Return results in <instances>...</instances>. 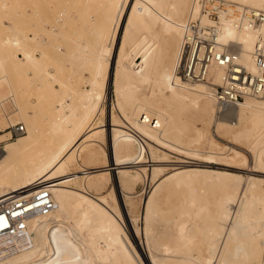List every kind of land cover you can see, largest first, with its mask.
I'll list each match as a JSON object with an SVG mask.
<instances>
[{"label": "rangeland", "instance_id": "obj_1", "mask_svg": "<svg viewBox=\"0 0 264 264\" xmlns=\"http://www.w3.org/2000/svg\"><path fill=\"white\" fill-rule=\"evenodd\" d=\"M18 1L0 0V58L3 56V49L9 53L8 66L5 62L0 61V139L6 137L7 134L3 133L10 124L15 122H22L25 125V132L17 137L4 140L3 144L26 134L27 129L24 118L32 119L34 114L38 119V134L48 138L49 126L54 120L52 115L55 116V112L61 111L58 96L54 92L53 86L57 91H69L64 93L66 99V103H64L67 106L62 105V111L68 113L70 108H74L77 114H81L86 109L85 119L80 127L83 131H93L79 144V151H73L74 159L68 161L65 165L63 175L68 176V179L64 183L71 187L81 188L84 178L91 179L98 176V174H93L84 177L87 172L109 165L110 147L107 144V132H110V129H108L110 126L107 122H110L109 118H112L121 127L123 126L122 128L126 131L143 138L145 150L140 145L138 148V152L143 156V161L139 162L138 166H124L128 169L129 174L136 175L135 178L130 177L123 181L122 172L111 168L104 173L101 185L90 187V191L100 194L106 200L108 206L116 213V223L128 237L129 246L132 250L138 249L141 256V253H144L142 245L147 244V239L160 243L159 248L153 246L150 249L156 255L163 252L166 246L174 249L175 245L181 241L185 243V246L181 249V254L185 256L187 264L193 263V261L192 263L189 262L190 260L188 261L187 256L196 259L198 261L196 264H199V261L202 263L203 260L206 262V257L210 258L211 256L209 245L212 238L211 232L216 223L212 204L215 197L221 194V186L226 178L225 175L222 177L217 176V173H233L240 175L241 178L246 175L258 178L261 190L258 195L254 194L252 197L257 199V207L261 208L264 206V164L257 166L252 149L245 144L243 139H231L225 126L218 124L221 108L220 103L214 98L209 99L206 109L202 111L201 102L204 99L199 98L198 100L196 97L188 98L185 96L174 97L172 89L160 82L157 78V71L151 66L147 68L146 75L137 82H133L128 79L123 80L120 75V67L118 68L116 65V58L119 56L122 59V64L125 65V70H129V67L133 66L132 63H135L136 68L142 69L143 64H141L140 57H138L139 48L142 50L145 47L143 43L138 44L142 38L148 40L147 42L150 45L148 51L157 52L162 63L166 62L172 48H176L173 41V35L176 32L174 29L176 16L181 10L184 23L188 16L190 4L194 0H118L116 3L118 10L123 1L128 4V7L126 5L127 9L132 3H135L134 10H131L130 17H132V21L126 26V12L123 13L125 17L123 16L122 22L116 29L117 33H115L113 62L109 64L107 71L103 72L102 67L101 76L97 79L94 70L97 57L92 55L91 49L98 45L100 41L102 42L103 51L109 50V46L107 45L106 33H100L97 22L94 21L92 25L88 26L94 19L91 9L94 8L96 3L92 4L91 0H88V2L79 0L82 6H73V3L77 0H46L50 3L43 0V4L39 7L36 22L35 20L31 21L30 24L28 22L31 29L27 31L29 36H33L34 32L37 33V43L40 42V44H32L30 48L34 50L38 61L42 65L33 69L31 73L25 74L23 83L18 80L15 72L16 64L14 65V59H12L14 49L12 45L3 41L4 37L13 35L17 25L24 24L23 20L18 18L16 12L19 9V7H15ZM30 1L24 0L28 11ZM225 1L231 4L227 5L226 8H231L235 4L237 6L256 7L264 11V7L251 5L242 0ZM42 5L43 9H41ZM68 15H72V19H68ZM66 16L67 18H65ZM18 22L22 23L18 24ZM113 25V23L109 25L110 29L113 28ZM256 25H259V23ZM39 28H41L40 31ZM73 29L81 31L80 33H74L71 32ZM124 31L127 32V35L123 41ZM80 42H85L90 50L84 54L85 56H81L80 59L73 62L71 58L76 55V45ZM21 54L17 51V55L22 58ZM70 56L71 58H69ZM55 79L65 82V85ZM211 80V77H209L207 81H198L195 84L213 87L210 88V94L213 95L212 90H214L216 84L210 83ZM91 87L98 94L97 108L94 111L89 108V105L88 108H85L86 103L82 98V93H89ZM103 89L108 91L106 92ZM252 100H264V93L254 96L253 99L240 102L247 104ZM120 101H122V104H120ZM23 102L32 106L33 115L29 114L23 118L21 117L23 115L19 116L15 104H24ZM137 103H141L144 107L159 112L163 116L166 127H168V133L164 136L165 140H169V136L178 128L181 129L180 137L174 143H170L165 140L158 141L141 134L132 122V111ZM218 113L220 114L218 115ZM51 117L53 120H51ZM237 125L238 123H234L231 126L235 128ZM91 138H94V140H91ZM81 146L94 147L95 152L85 157L80 154V150L83 148ZM234 150H236V153H234ZM261 154L264 158V150L261 151ZM152 162L158 168L154 174L151 173L150 169ZM186 166H194L203 171H195L189 173L186 177H172L162 181L166 175ZM140 167H143V173L138 174L135 172L138 169L135 168ZM114 176L115 179L119 177L121 189L116 184ZM58 177L54 176L46 179L55 182ZM242 182L237 191L239 198L248 195L249 192V183ZM158 184L161 188L152 195L153 198L150 204L154 217L149 220L150 230L147 237L144 232L146 229L145 200L154 192L155 186ZM67 214L66 224L79 218V213L74 208H69ZM101 215L103 214L101 213ZM89 217H92L91 214ZM97 220L93 218L92 223L97 224ZM80 228L78 235L85 232V226ZM69 229L73 230L74 227L70 224ZM261 230L262 225H255L253 228L254 235L259 237ZM103 234L96 237V240L93 241L94 246H100L106 242ZM31 243L32 241L29 242L28 246H31ZM16 252V249L8 251V253L6 251L3 255L0 254V259ZM83 252L87 254L91 253V250L87 245H84ZM103 261L106 264H134L127 262L126 259L118 255L110 259H103ZM168 261L169 264H176V257L170 256ZM140 262L141 264H152L145 256ZM212 262L213 264H221L218 258H213V261H209L208 264H212ZM259 264H264V249H261Z\"/></svg>", "mask_w": 264, "mask_h": 264}, {"label": "bare ground", "instance_id": "obj_2", "mask_svg": "<svg viewBox=\"0 0 264 264\" xmlns=\"http://www.w3.org/2000/svg\"><path fill=\"white\" fill-rule=\"evenodd\" d=\"M42 1L43 0H31L29 3L30 9L28 11L24 0H19L15 4V7H19L16 12L18 13V18L23 20L24 24L17 25L13 35L6 36L3 39V41L12 45L14 49L12 59H14V65L16 64L15 72L21 83L24 82L25 74L31 73L33 69L42 65L41 62L38 61L34 50L30 48L32 44L38 42L37 33L34 32L33 36H29L27 33V31L31 29V25H29L30 22H33V20L36 22V19L38 18L39 7L43 4ZM86 1L88 2V0H85V2ZM91 1L93 2L92 4H96L94 5V8L92 7L91 9L93 12L92 17L94 19L88 26L92 25L94 21L95 23L97 22V28H99L100 33H106V39L108 41L107 45L109 46V50H104V52L103 47H101L102 42L100 41L98 45L91 49L92 55L97 57L94 64V70L96 72L95 77L97 79L101 76L102 67L104 72L109 64H112L114 59V39L115 33H117L116 29L122 22L124 16L123 13L125 12L126 26L131 23V10H134L135 3H132L127 9L128 4L125 3L126 1H123L118 10L116 4L118 0ZM242 1L251 5L264 7V0ZM44 2L50 3L46 0ZM192 3H195V0ZM79 5L82 6L81 1L79 0L73 3V6ZM237 8L241 10L240 16L233 15L232 8L230 7L222 9V12L219 15L220 24L218 31V46L224 47L228 50L238 51L240 61L250 71H256L257 68L253 61L252 49L255 47V42L258 37L264 41V24H250L248 15L244 14L248 11L246 9L248 7L237 6ZM41 9H43V5ZM190 10L191 8L188 10V15L191 12ZM192 10L194 14L197 13L196 7ZM48 12L49 11L46 13ZM71 16L72 15H70L68 19H72ZM65 18H67V16ZM25 22H27V24H25ZM19 23L22 22H18V24ZM112 23L114 25L113 28L111 27L110 29L109 25ZM182 27L183 19L180 10V13L176 16L174 21V29L176 32H174L173 41L176 48H172L166 62L162 63L157 52L153 53L152 50L148 51L150 48V45L147 42L148 40L142 38L138 43H143V45H145L142 50L141 48L138 50V57H140L141 64H143L142 69L136 68L135 63H132L133 66L129 65L130 69L125 70V65L122 64V59H120L119 56L116 58V65L118 68L120 67L121 78L133 82H137L141 77L146 75L147 68L151 66L157 71V78L160 82L172 89L174 97L185 96L188 98L196 97L198 100L199 98L204 99L201 102V110L203 109L202 111H204L209 99L214 98V95L210 94L213 87L211 88V86L195 84L196 82H183L175 74L177 53L181 43L180 38ZM40 29L41 28H39V31ZM80 31L81 30L73 29L71 32L80 33ZM126 35L127 32L124 31L123 41L126 39ZM70 44L72 43L70 42ZM76 50V55L72 58L71 56L69 57L73 62L80 59L81 56H85L84 54H86L90 48H88L85 42H80L76 45ZM2 51H4V53L0 58V61L7 64L9 53L6 52L5 49ZM17 51L22 53V58L19 57L20 55H17ZM10 69L12 70V68ZM222 74V67L216 65L212 66L210 72L212 82L210 83H220ZM58 81L62 83V85H65V82ZM92 88L93 87H91L89 93H82V98L86 103L85 108H88L89 105V108L94 111L97 108L96 100L98 99V94L93 91ZM53 89H55L54 92L57 93L61 111H54L56 114L55 116L52 115L54 120L51 117V120L53 121L49 126L50 130L48 132V138L42 137L38 134V119L31 111L32 106L24 102V104H15V109L19 113V116L23 115L21 116L22 118L27 117L29 114L33 116L32 119L24 118L27 129L26 134L16 140L5 142L0 150V200L9 193L17 194L20 192H28L37 187L46 186L49 188L53 196L54 208L48 214H40L37 211L31 212L25 218L27 225L26 228L15 235L8 234L6 231H0V254L3 255L6 251L8 253V251L15 249L17 251L6 258H1L0 264H106L103 259H110L117 255L122 256L127 262L134 264H141L140 260L142 261L143 256L147 257L152 264H169L168 260L170 256L176 257V264H187L185 256L181 254V249L185 246V243L181 241L175 245L174 249H170L169 246H166L163 252L157 255L153 254L150 250L153 246L154 248L160 247V243L155 242L154 240L150 241L147 239L148 242L146 245L142 243L144 245H142L144 249V253H141L142 256L139 254L138 249L132 250L128 244V237L122 232L123 230H121L116 223V213L108 206L106 200H104L100 194L92 192V190L90 191V187L101 185V180L105 175L104 173L111 168L118 169L117 171L122 172L121 176L123 181L130 177L132 179L136 177V175L129 174L128 169L124 166L134 167L139 162L143 161V156L138 152L139 145L145 150L143 138L140 136L126 131L122 128L123 126L121 127L112 118H109L110 122H107L110 126V128L108 127L110 132H107V144L110 147L109 165L87 172L84 177L93 174H98V176H94L91 179L84 178L81 188L71 187L64 183V181L68 179V176L63 175L65 165L68 161L74 159V156L72 155L73 151H79V144L82 143L87 136L91 135L90 133L93 130L83 131L80 127L85 119L86 109L81 114H77L74 111L75 109L70 107L68 113L62 111V105L67 106L65 104L66 99L64 93H68L69 91H57L54 86ZM253 98L254 96H245L243 100L237 102H221V109L219 108L221 115L218 124L225 126L231 139H243L245 144L252 149L255 155L256 165L260 166L264 164V158L261 156V151L264 150V100H252L247 104L240 102ZM120 104H122V101H120ZM219 114L220 113H218V115ZM132 115V122L141 134L158 141L165 140L164 136L168 133V127H166V122L159 112H154L148 107H144L141 103H137L133 108ZM234 123H238V125L235 128H232L231 125ZM180 131L181 129L178 128L169 136L170 139L165 141L174 143L180 137ZM91 140H94V138H91ZM132 146L134 147L131 148ZM80 151L81 155L88 157L95 152V148L84 146ZM234 153H236V150H234ZM150 165H152L150 167L151 173L154 174L158 168L154 165V162ZM135 169H138L135 170L138 174H140V172L143 173V167ZM195 171L203 170L194 166H186L181 170L166 175L163 177L162 181H166L172 177H186L189 173H194ZM223 175H225L226 178L221 186L222 192L215 197L212 204L216 223L211 232L212 238L209 245L211 256L210 258L208 256L206 257V262L205 260H203L202 263L199 261V264H208L209 261H213V258H218L221 264H259L261 249H264V206L258 208V201L252 196H254V194H259V191L261 190L259 184L260 180L254 176L248 175L241 178L240 175L233 173H217V176L219 177H222ZM54 176H59L55 179V182L46 179ZM114 180L116 181V184H118L119 189H121L119 177H116L115 179L114 176ZM242 181L249 183V192L248 195L244 197L240 196L239 198L237 191ZM160 188V184L155 186L154 192L145 200L146 229L144 232L147 234V237L150 230L149 220L154 217V212L150 207L153 198L152 195ZM69 208L76 209L79 213V218L66 224L65 219H67V211ZM101 213L103 215H101ZM90 214L92 217H89ZM93 218L98 219L97 224L92 223ZM2 223H4V220L0 218V224ZM70 224L74 227L73 230L69 229ZM259 224L262 225V230L260 236L256 237L253 228L255 225ZM82 226H85V232L78 235V232L81 229L80 227ZM102 233H104L103 237L106 239V242L100 246H94L93 241H95L96 237H99ZM30 241H32L31 246H28ZM84 245L88 246L91 253L86 254L83 252ZM209 246L207 247L209 248ZM187 257L188 261L190 260V263L193 261L192 264L198 262L190 256Z\"/></svg>", "mask_w": 264, "mask_h": 264}, {"label": "built area", "instance_id": "obj_3", "mask_svg": "<svg viewBox=\"0 0 264 264\" xmlns=\"http://www.w3.org/2000/svg\"><path fill=\"white\" fill-rule=\"evenodd\" d=\"M229 3L225 0H195L190 4L191 12L182 27V38L177 54L175 74L187 83L207 81L212 66L223 69L221 82L214 87L213 95L217 102H237L245 96H258L264 93V41L259 37L252 49L256 71H250L239 59L238 51L219 47V15ZM231 5V4H229ZM194 7L197 13L194 14ZM242 7V6H240ZM233 15L241 14L237 5L231 7ZM244 14L250 24H264V11L254 7L246 8ZM25 132L22 122L10 124L0 139L3 141ZM54 208L53 196L46 186L28 192L9 193L0 200V231L15 235L26 228L25 218L33 211L48 214Z\"/></svg>", "mask_w": 264, "mask_h": 264}]
</instances>
